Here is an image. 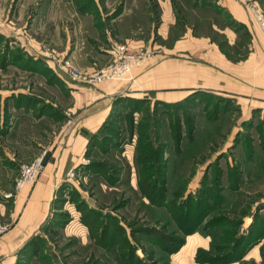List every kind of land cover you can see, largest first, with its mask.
Returning a JSON list of instances; mask_svg holds the SVG:
<instances>
[{"label": "rangeland", "instance_id": "1", "mask_svg": "<svg viewBox=\"0 0 264 264\" xmlns=\"http://www.w3.org/2000/svg\"><path fill=\"white\" fill-rule=\"evenodd\" d=\"M124 3L0 0V89L27 86L21 71L34 68L26 65L30 35L41 34L36 48L50 53L55 45L43 37L53 25L72 35L71 46L74 40L100 55L129 37L155 41V30L143 29L141 19L136 34L127 35ZM190 7L181 21L203 35L205 17L194 15L206 13ZM220 18L213 19L217 27L225 23ZM145 47L132 49L150 52L139 66L154 53ZM147 98L117 99L108 125L64 170L47 221L31 240L35 248L16 252L8 264H223L225 256L236 258L224 264H256L250 254L264 235V112L209 88L170 102ZM234 242L236 250L223 255ZM258 246L263 252L264 243Z\"/></svg>", "mask_w": 264, "mask_h": 264}, {"label": "crops", "instance_id": "2", "mask_svg": "<svg viewBox=\"0 0 264 264\" xmlns=\"http://www.w3.org/2000/svg\"><path fill=\"white\" fill-rule=\"evenodd\" d=\"M124 1L120 14L125 21L130 20L127 35L136 34L135 19H141L143 29L155 30L156 38L147 44L129 37L125 44L130 50L150 46L154 53L148 63L132 69L128 80L88 86L71 83L56 72L53 57L69 56L86 68L100 67L110 60L108 51L100 55L74 40L71 46L72 35L64 36L57 23L50 36L43 37L55 45L50 53L36 48L41 40L37 35L41 34L30 35L27 66L34 68L21 71L27 72L21 76L29 79L22 82L27 86L0 89V219L9 226L0 236V264L13 261L16 252L23 256L29 247L35 248L31 240L47 221L53 191L64 170L75 164L89 139L108 125L109 113L123 100L147 95L150 100L170 102L185 97L192 89L209 88L233 97L242 107L264 112V35L239 0H205L225 23L215 26L212 11L202 8L200 11L206 13L201 25L205 33L199 36L191 22L179 24L184 14L177 2L187 10L185 2ZM260 2L264 6V1ZM196 9L189 11L196 13ZM37 32L40 30L35 29ZM214 32L222 35L220 41L213 38ZM14 67H21L20 62ZM36 87L39 90L35 91ZM38 147L47 150L43 171L13 198L6 197L19 166L33 157ZM13 148H17L16 153ZM261 240L264 235L250 254L256 264H264V251L258 246L264 243Z\"/></svg>", "mask_w": 264, "mask_h": 264}, {"label": "built area", "instance_id": "3", "mask_svg": "<svg viewBox=\"0 0 264 264\" xmlns=\"http://www.w3.org/2000/svg\"><path fill=\"white\" fill-rule=\"evenodd\" d=\"M252 14L259 29L264 35V12L256 0H239ZM110 61L104 66L94 69H83L74 63L69 57H53V68L62 74L71 83L84 84L88 86L98 85L105 81H119L126 78L131 68L146 62L150 56L148 50H130L124 43H116L109 49ZM47 150L41 149L33 158L18 168L13 180L12 191L5 193L6 197L13 198L37 179L44 169V160ZM7 230V225L0 222V235Z\"/></svg>", "mask_w": 264, "mask_h": 264}, {"label": "trees", "instance_id": "4", "mask_svg": "<svg viewBox=\"0 0 264 264\" xmlns=\"http://www.w3.org/2000/svg\"><path fill=\"white\" fill-rule=\"evenodd\" d=\"M179 1L180 2H185V5L188 4L191 7H193L194 9L197 8L196 9L197 11H199L202 8L211 10L212 13H213V17H212L213 19H214V17H220V15L217 14V12L214 10V8L211 6V4L209 2H206L205 0H179ZM177 4L179 5V11L180 12H183V13H186V15H187V12L183 8V6H181V4L179 2H177ZM202 13H203V11H202ZM202 17H204V16H200L198 14H195L194 15V18H202ZM220 19L224 20V22H225V19L224 18H220ZM178 20H179V24L181 25V22H183V21H181V18H179ZM195 26H196V24H194V28H195ZM195 33H196V29H195ZM23 63H24V61H23ZM50 67L53 70L52 66H50ZM45 69L47 70V68H45ZM46 158H47V155H46L45 160H44V165L46 163ZM250 235H249V237H250ZM236 248H237V242H234V244L229 248V250L226 251L223 255H229L230 253L234 252L236 250ZM234 258H236V256H225V258L223 259V264L230 262Z\"/></svg>", "mask_w": 264, "mask_h": 264}]
</instances>
